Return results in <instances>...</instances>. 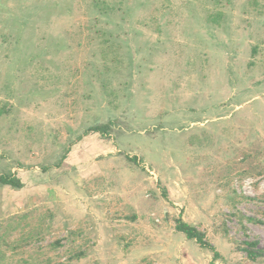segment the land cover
I'll list each match as a JSON object with an SVG mask.
<instances>
[{
    "label": "rangeland",
    "instance_id": "1",
    "mask_svg": "<svg viewBox=\"0 0 264 264\" xmlns=\"http://www.w3.org/2000/svg\"><path fill=\"white\" fill-rule=\"evenodd\" d=\"M1 175L0 264H264V0H0Z\"/></svg>",
    "mask_w": 264,
    "mask_h": 264
},
{
    "label": "trees",
    "instance_id": "2",
    "mask_svg": "<svg viewBox=\"0 0 264 264\" xmlns=\"http://www.w3.org/2000/svg\"><path fill=\"white\" fill-rule=\"evenodd\" d=\"M106 130V129H105ZM92 131L104 133V129L101 127H96ZM0 184L3 186H10L15 189H22L23 183L17 179L16 177L11 176H0ZM176 230L185 234L186 238L189 240H195L198 244H200L203 248H209L211 251L215 252V249L204 241L205 236L202 232H200L196 227L183 222L182 220L177 221ZM246 248L243 249L247 257L251 261H257L260 258L264 257V250L259 249L258 242H247L245 243ZM220 255L215 252V259H218Z\"/></svg>",
    "mask_w": 264,
    "mask_h": 264
}]
</instances>
